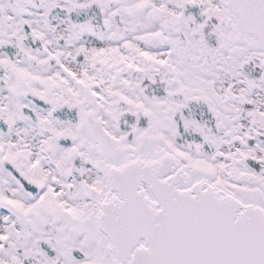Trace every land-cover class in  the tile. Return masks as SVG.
I'll list each match as a JSON object with an SVG mask.
<instances>
[{
    "label": "snow or ice",
    "instance_id": "1",
    "mask_svg": "<svg viewBox=\"0 0 264 264\" xmlns=\"http://www.w3.org/2000/svg\"><path fill=\"white\" fill-rule=\"evenodd\" d=\"M0 264H264V0H0Z\"/></svg>",
    "mask_w": 264,
    "mask_h": 264
}]
</instances>
